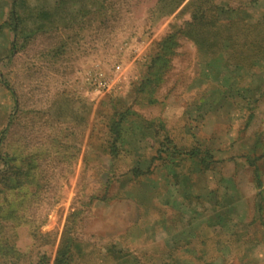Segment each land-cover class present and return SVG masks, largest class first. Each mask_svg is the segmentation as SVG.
<instances>
[{
  "label": "rangeland",
  "instance_id": "rangeland-1",
  "mask_svg": "<svg viewBox=\"0 0 264 264\" xmlns=\"http://www.w3.org/2000/svg\"><path fill=\"white\" fill-rule=\"evenodd\" d=\"M201 1L0 0V264H264V59Z\"/></svg>",
  "mask_w": 264,
  "mask_h": 264
},
{
  "label": "trees",
  "instance_id": "trees-1",
  "mask_svg": "<svg viewBox=\"0 0 264 264\" xmlns=\"http://www.w3.org/2000/svg\"><path fill=\"white\" fill-rule=\"evenodd\" d=\"M262 0H250V2L242 8L244 12L253 8L256 10ZM240 10V9H239ZM238 10H234L236 12ZM229 9L225 4L216 0H202L197 6L193 14L192 31L190 33L196 35L197 46L201 55L211 57L219 49H224L228 43L236 44L242 41L244 32L247 31L243 47L250 48L255 51L254 58L264 59V17L253 23L239 24L243 29L242 33H231V27H234L236 20L231 16L225 17ZM230 23V24H228ZM195 31V32H194ZM194 32V33H193ZM253 36H252V34ZM221 40L224 41L221 44ZM234 44V46H235ZM194 154V152H193ZM247 260V261H246ZM242 264H250V257L247 254L240 256ZM212 263H215L214 261Z\"/></svg>",
  "mask_w": 264,
  "mask_h": 264
},
{
  "label": "built area",
  "instance_id": "built-area-1",
  "mask_svg": "<svg viewBox=\"0 0 264 264\" xmlns=\"http://www.w3.org/2000/svg\"><path fill=\"white\" fill-rule=\"evenodd\" d=\"M101 88H103V89H107V88H109V85H107V83H105V82H99V84H98Z\"/></svg>",
  "mask_w": 264,
  "mask_h": 264
}]
</instances>
